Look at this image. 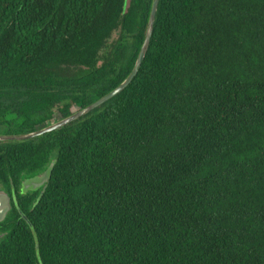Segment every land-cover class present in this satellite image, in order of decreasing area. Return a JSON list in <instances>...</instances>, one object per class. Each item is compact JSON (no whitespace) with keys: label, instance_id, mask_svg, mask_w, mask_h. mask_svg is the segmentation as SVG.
<instances>
[{"label":"trees","instance_id":"16d2710c","mask_svg":"<svg viewBox=\"0 0 264 264\" xmlns=\"http://www.w3.org/2000/svg\"><path fill=\"white\" fill-rule=\"evenodd\" d=\"M152 3L0 0V135L117 88ZM52 160L0 264H264V0H160L130 85L0 142V184Z\"/></svg>","mask_w":264,"mask_h":264},{"label":"water","instance_id":"95a60500","mask_svg":"<svg viewBox=\"0 0 264 264\" xmlns=\"http://www.w3.org/2000/svg\"><path fill=\"white\" fill-rule=\"evenodd\" d=\"M159 2L160 0H153L152 7H151V12L148 20V25L145 33V38L142 44V47L140 49V52L138 54L136 63L134 65V68L130 75L113 91L108 93L107 95L103 96L102 98L98 99L94 103L90 104L89 106L73 113L69 117L62 119L50 126H47L45 128H42L41 130L29 133V134H23V135H0V142H23L27 140H31L34 138H37L39 136L45 135L47 133H51L53 131H56L78 119L81 117L89 114L90 112L94 111L95 109L99 108L112 98H114L116 95L120 94L122 91H124L130 83L133 81V79L136 77L138 74L141 65L146 57L147 51L149 49L151 39L153 36L154 32V27H155V21H156V16H157V11L159 7ZM56 160H52L51 164L47 169H45L43 172H41L38 175H35L32 178L26 179L22 182L21 184V192L22 193H27L33 190H36L40 186H44L50 179L52 172H53V167L55 164ZM45 188V187H44ZM9 202L10 198L8 197L7 194L4 192H0V221H2L9 210Z\"/></svg>","mask_w":264,"mask_h":264},{"label":"flooded vegetation","instance_id":"af4514ba","mask_svg":"<svg viewBox=\"0 0 264 264\" xmlns=\"http://www.w3.org/2000/svg\"><path fill=\"white\" fill-rule=\"evenodd\" d=\"M51 162L47 164L43 169L35 171L31 174L23 173L21 176L18 191H16L14 188L6 189L5 186L0 184V192H4L10 198L9 210L7 211L4 219L0 221V227L4 225H22L23 221L28 222V217L25 215V210L29 209V211H31V208L37 203V201L45 191L44 187L48 182L44 186L42 185L36 190L27 192L25 194L21 192V184L24 180L32 178L35 175L43 172L49 167ZM5 235V232H0V241L4 238Z\"/></svg>","mask_w":264,"mask_h":264},{"label":"rangeland","instance_id":"374dc122","mask_svg":"<svg viewBox=\"0 0 264 264\" xmlns=\"http://www.w3.org/2000/svg\"><path fill=\"white\" fill-rule=\"evenodd\" d=\"M119 36V31L115 32L112 37L110 38L108 43L113 42ZM58 122V121H57ZM56 123V122H55ZM54 124V123H53ZM52 125V124H51ZM50 126V125H49Z\"/></svg>","mask_w":264,"mask_h":264}]
</instances>
